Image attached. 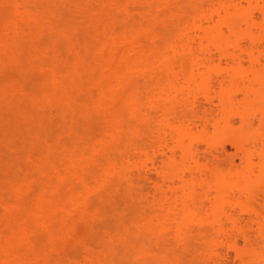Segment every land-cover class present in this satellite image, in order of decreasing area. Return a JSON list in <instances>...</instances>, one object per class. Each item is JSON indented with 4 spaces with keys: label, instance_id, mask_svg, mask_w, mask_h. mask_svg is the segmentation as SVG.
I'll list each match as a JSON object with an SVG mask.
<instances>
[{
    "label": "bare ground",
    "instance_id": "6f19581e",
    "mask_svg": "<svg viewBox=\"0 0 264 264\" xmlns=\"http://www.w3.org/2000/svg\"><path fill=\"white\" fill-rule=\"evenodd\" d=\"M14 124L0 264H264V0H0Z\"/></svg>",
    "mask_w": 264,
    "mask_h": 264
},
{
    "label": "rangeland",
    "instance_id": "374dc122",
    "mask_svg": "<svg viewBox=\"0 0 264 264\" xmlns=\"http://www.w3.org/2000/svg\"><path fill=\"white\" fill-rule=\"evenodd\" d=\"M17 76H15V77H13V76H11L13 79H17V80H19L20 79V77L22 76L20 73H18V74H16ZM18 75H20V76H18ZM10 77V79H12ZM16 80V81H17ZM20 81V80H19ZM239 123L238 122H236V125H238ZM15 125V124H14ZM256 128L258 127V126H255ZM12 129H9V131H7V133L9 132V134H6L5 133V135L6 136H3L4 134H3V132H0V149L3 151V150H5L6 152H7V150L5 149V145H3L4 144V141L5 140H7L6 138H9V140H12V141H16L17 142V144H20V140H18V139H15L14 137H12L11 136V134H13V133H15V128H17V130H18V126L17 125H15V127L12 125V127H11ZM255 128V130H257ZM15 129V130H14ZM264 129V126H262V127H260L259 128V131H262ZM11 130V131H10ZM14 130V131H13ZM0 131H1V129H0ZM258 131V130H257ZM264 131V130H263ZM6 132V131H5ZM13 132V133H12ZM8 135H9V137H8ZM226 138H229V135H224V136H221V137H215V139H214V143L215 144H219V142L220 143H222L223 144V147L221 146L222 144H219V146H218V148L219 147H221V148H223V149H225V150H223V149H221L222 150V152L223 151H225V152H220V153H222L221 154V157L219 156V160H217V158H216V162H218V163H224L225 165H227V164H229V163H231V162H234L235 163V165H236V167H238V168H241V154L239 153V151H237L234 147H233V145L232 144H230L228 141H227V139ZM4 139V140H3ZM226 140V141H225ZM3 143V144H2ZM205 147V145H204V143L202 144V149ZM4 151V152H5ZM3 152V154H5ZM0 153H2V152H0ZM3 160V161H2ZM232 160H234V161H232ZM227 161V162H226ZM11 163H10V159H8V158H0V175L1 174H3L5 171H4V169L6 168H8V166L10 165ZM5 169V170H6ZM4 171V172H3ZM153 172H155L154 170H152ZM122 197H123V195H122ZM122 197H120V203H122L124 200V198H125V196L122 198ZM123 200V201H122ZM105 206H107L106 208L108 209V214H110L109 215V219H110V226H111V228L112 229H115V230H122V228L124 227V225H123V223H121V220H122V216L124 215V211H122V210H117V211H114V210H112L111 208L112 207H110L111 205H109V203H107V202H102V201H100V200H95L94 202H93V204H92V210H94V208H98V207H105ZM109 206V207H108ZM111 209V210H110ZM111 212V213H110ZM111 214H112V216H111ZM119 219H121V220H119ZM117 222V223H116ZM119 222H120V224H119ZM73 224H74V228H75V232H76V235H77V242L78 241H87V240H90V241H92V242H94V244L95 245H99V243H100V241L99 240H103V239H106V235L104 234V232H102V231H104V230H98V231H89L90 229L83 223V222H81L80 220H78V219H74L73 220V222H72ZM122 224V225H121ZM117 226H118V229H117ZM122 227L121 229H120V227ZM65 233H66V231L65 230H61V229H57L56 230V239H55V242L58 244V246H61V245H63V241H62V239H63V236L65 235ZM97 233V234H96ZM95 234V235H94ZM103 234V235H102ZM100 235V236H99ZM103 238V239H102ZM104 242H102V243H104V244H106L105 243V240H103ZM99 242V243H98ZM106 242H107V239H106ZM79 243V242H78ZM97 243V244H96ZM243 242H241L240 244H242ZM49 248V240L47 239V238H43L41 241H39V242H36V244H35V250H34V253H41V252H43V251H46L47 249ZM33 256V254L31 255V257Z\"/></svg>",
    "mask_w": 264,
    "mask_h": 264
}]
</instances>
